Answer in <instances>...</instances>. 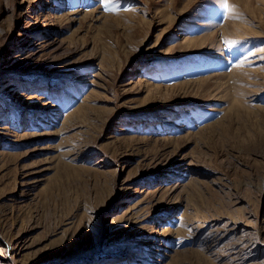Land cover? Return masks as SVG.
I'll use <instances>...</instances> for the list:
<instances>
[{
  "label": "rangeland",
  "instance_id": "374dc122",
  "mask_svg": "<svg viewBox=\"0 0 264 264\" xmlns=\"http://www.w3.org/2000/svg\"><path fill=\"white\" fill-rule=\"evenodd\" d=\"M228 4L0 0V264H264V0Z\"/></svg>",
  "mask_w": 264,
  "mask_h": 264
},
{
  "label": "snow or ice",
  "instance_id": "6c2138e0",
  "mask_svg": "<svg viewBox=\"0 0 264 264\" xmlns=\"http://www.w3.org/2000/svg\"><path fill=\"white\" fill-rule=\"evenodd\" d=\"M103 7L105 11L109 12H119L121 9V0H102ZM220 7L224 12V18H227L228 13L233 11V8L228 4V0H219ZM130 10V9H123Z\"/></svg>",
  "mask_w": 264,
  "mask_h": 264
}]
</instances>
